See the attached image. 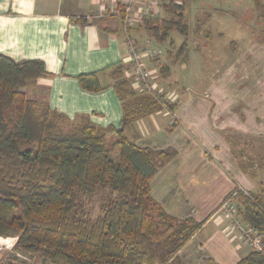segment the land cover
<instances>
[{
    "label": "trees",
    "instance_id": "trees-1",
    "mask_svg": "<svg viewBox=\"0 0 264 264\" xmlns=\"http://www.w3.org/2000/svg\"><path fill=\"white\" fill-rule=\"evenodd\" d=\"M159 2L170 16L143 17L146 32L158 42L171 31L186 36L184 2ZM254 5L264 20V0ZM258 41L264 42V36ZM187 50L184 41L175 54L183 58ZM164 67L167 75V64L158 70L162 75ZM126 69L120 64L109 72L122 106L121 126L102 128L87 119L74 124L27 98L22 88L46 75L43 63L15 61L0 53V237L14 236L17 253L0 264H29L20 254L49 264H182L176 253L202 223L172 218L149 195L150 179L174 150L138 146L125 133L129 124L163 108L171 110L173 103L137 93ZM98 74L77 75L81 88H104ZM99 187L112 197L92 220L84 214L83 200ZM232 197L238 201L240 221L264 233V177L256 192L236 188L227 198ZM154 243L163 245L160 260L150 251ZM236 264H264V239L260 249H251Z\"/></svg>",
    "mask_w": 264,
    "mask_h": 264
},
{
    "label": "crops",
    "instance_id": "crops-1",
    "mask_svg": "<svg viewBox=\"0 0 264 264\" xmlns=\"http://www.w3.org/2000/svg\"><path fill=\"white\" fill-rule=\"evenodd\" d=\"M113 6L114 0H0V53L15 61L39 60L46 72L22 88L27 98L45 103L70 122L87 119L102 128L121 126L122 106L109 72L127 63L126 37L119 19L110 14ZM144 6L145 0L137 2L129 28L143 56L140 41L145 30L138 13ZM250 47L256 52L240 56L234 50L237 57L224 69L222 87L212 84L191 92L182 83L171 110L163 108L125 127L138 146L174 150L150 179L149 195L172 218L202 223L176 253L182 264H236L250 251L235 232L231 216L221 209L236 188L243 192L258 188L232 147L236 137L264 143V52L255 48L256 42ZM188 59L185 54L182 65ZM234 70L238 80L248 82L243 91L252 89L257 95L260 85L259 107L241 105L242 99L233 102L238 96L227 89V82L234 78L230 75ZM90 72L99 73L104 88L95 92L81 88L77 75ZM170 75L171 69L166 77ZM163 80L154 77V85L163 88Z\"/></svg>",
    "mask_w": 264,
    "mask_h": 264
},
{
    "label": "rangeland",
    "instance_id": "rangeland-1",
    "mask_svg": "<svg viewBox=\"0 0 264 264\" xmlns=\"http://www.w3.org/2000/svg\"><path fill=\"white\" fill-rule=\"evenodd\" d=\"M175 1L179 3L184 2L186 6L185 23H187L189 29L186 36L176 31H171L165 41L158 42L146 32L142 19L140 21L141 24L139 23L140 27H143L145 30V33L141 35L142 40L140 41L144 46V56L153 63L151 67L149 65L148 67L153 70L155 64L157 67H160L170 63L168 64L171 69L169 79L164 75L167 73V71L165 72V67L163 68L162 75L158 69H154V77L164 78L165 86L163 87V91L166 92L164 96L169 94L174 98L173 101H175V92L182 90V83L190 87L191 92L206 90L212 84H215V88L222 87L224 69L228 68L226 66L237 57L234 54V50L240 56L248 54L247 52L254 53L256 49H249V47L256 42L255 48H258L260 53L264 52V44L258 43V40L264 36V20L259 17L256 11L255 0ZM154 2L156 0H145L144 7L149 8ZM159 3L158 1L157 13L161 17L169 18L170 15L159 8ZM184 41H186L188 47L186 52L189 58L187 65H182L181 56L175 54L179 45ZM146 59L144 62L147 61ZM234 72L230 74L234 78H230V81L227 82V89L233 92L236 91L238 96V99H233V102L242 99L240 101L241 105L245 104V106L250 108L253 106L259 107V105H256V101H262L260 85L257 95L252 92V89L246 88L243 91L242 88H245L248 82L238 80V74L235 70ZM177 81L178 85L175 83ZM251 83L254 84L253 88H255V82L252 80ZM254 90L256 91V88ZM253 95L256 96L252 97ZM262 98H264V93ZM72 123H69V125H73ZM66 128H69V126ZM232 142L233 151L239 160V164L246 167V170L248 169L249 175L256 182L257 187L258 182L264 177V143L252 140L250 137L247 139L236 137ZM256 189L258 190V188ZM111 197L112 194L108 190L99 187L89 198L83 200L84 214L94 220L100 214L101 205L108 204ZM236 202L238 201L235 197L228 198L225 203L227 207L224 206L221 209L227 215L229 208L230 211L232 209L235 210ZM241 223L243 226L246 225L243 222ZM234 228L238 237L244 243L246 242L245 239H249L253 234H249V236L244 235L245 233L243 234L241 231L240 223L234 225ZM0 238L4 239V237ZM14 241L15 237L12 235L7 236L5 240H0V261L5 256H12L16 253ZM248 248L249 250L252 249L250 246ZM150 251L154 254L156 260H160L163 255L162 243H154ZM18 256L29 264H49L36 255L20 254Z\"/></svg>",
    "mask_w": 264,
    "mask_h": 264
},
{
    "label": "built area",
    "instance_id": "built-area-1",
    "mask_svg": "<svg viewBox=\"0 0 264 264\" xmlns=\"http://www.w3.org/2000/svg\"><path fill=\"white\" fill-rule=\"evenodd\" d=\"M139 0H114V6L110 11V14L119 19L122 31L126 37V58L127 62L125 66L127 69L125 71V76L128 77L131 81L133 89L139 94H151L161 97V99L166 103H173L174 98L169 94L164 96L166 92L163 91L162 87H156L154 85V69L152 70L144 62L143 53L139 51L134 45L132 39L129 35V28L132 24L134 15V8ZM158 1L154 2L149 8H142L139 10V15L145 17L147 14H157L158 11ZM122 15V19H121ZM226 203V202H225ZM225 203L222 207L226 206ZM227 207V206H226ZM230 209V208H229ZM227 210V214L233 219L234 225L240 223L241 231L244 235L249 236L252 234L249 239H245L247 244L255 250L261 248L262 240L264 239V233H258L256 230L249 228V226H243L239 217L236 214L234 209ZM233 215V217H232ZM247 230V231H245ZM246 237V236H245Z\"/></svg>",
    "mask_w": 264,
    "mask_h": 264
}]
</instances>
